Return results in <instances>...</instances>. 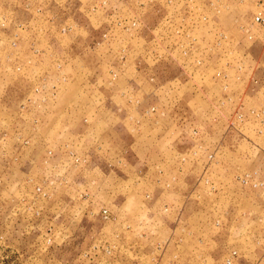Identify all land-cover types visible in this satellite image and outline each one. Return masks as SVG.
I'll return each instance as SVG.
<instances>
[{
    "label": "rangeland",
    "instance_id": "1",
    "mask_svg": "<svg viewBox=\"0 0 264 264\" xmlns=\"http://www.w3.org/2000/svg\"><path fill=\"white\" fill-rule=\"evenodd\" d=\"M75 56L102 68L87 74L93 92L96 74L115 80L129 64L155 82L154 69L176 61L184 69L173 77L178 83L191 80L192 65L211 64L208 106L214 119L225 112L216 120L226 118L231 152L226 159L220 146L208 154L199 145L198 198L172 197L166 190L173 185L158 177L156 188L140 180L128 194L136 181H126V168L98 166L77 145L66 149L62 130L44 134L52 128L48 108L57 113L66 100V66ZM261 80L264 0H0V264H179L174 252L185 264H264ZM249 81L254 88L245 99L240 88ZM180 160L196 162L193 155ZM152 207L193 208L190 223L204 228L190 232L186 248L172 246L184 232L142 215ZM173 216V223L188 222Z\"/></svg>",
    "mask_w": 264,
    "mask_h": 264
},
{
    "label": "crops",
    "instance_id": "2",
    "mask_svg": "<svg viewBox=\"0 0 264 264\" xmlns=\"http://www.w3.org/2000/svg\"><path fill=\"white\" fill-rule=\"evenodd\" d=\"M163 51L165 55L170 53L167 50ZM194 55L191 53V56ZM76 63L81 64L77 69ZM69 64L66 69H70V78H67L66 91L63 92L66 100L59 101L64 103L57 112L62 117V128L58 129L56 126L59 115L48 108L49 113L45 117L52 128L46 127L44 134L55 136V133L60 134L59 131L62 130L66 135V149H74L77 145L79 149L89 151L98 166L126 168L123 169L129 177L126 181H136L130 188L128 186V194H136L133 187L139 184L140 180L142 183L147 182L150 188H156L158 177L160 184L165 181L173 185L170 190H166L174 194L172 197L180 199L182 196L179 194H188L198 198L199 176L196 168L199 165L203 166L205 157L204 153L199 154V145L203 144L208 154L215 152L217 146H220L226 159L229 157V151L231 152V148L225 144L223 123L226 122V118L216 120L217 117L219 119L224 117L225 112L219 110L214 119V111L208 106L207 99L213 95L212 90L215 87L208 81L205 82L208 72L213 68L211 64L206 63L201 67L192 65L190 69L195 71L191 80L181 83L173 80L177 74L182 77L184 71L176 61L171 63L166 60L154 67L153 69L158 71L155 82H151L152 80L147 79L143 72L140 73L135 66L129 64L127 67L129 73L126 76L119 73L115 80L110 74L107 77L96 74L94 87L98 91L95 92L89 89L90 84L85 82L88 78L87 74L102 69L100 65L95 63L87 65L79 56L72 58ZM260 65L262 66L258 64ZM200 70L203 74L202 72L198 74ZM103 80L108 81L104 83ZM261 84H263L262 90L258 95L264 98V81L261 80ZM231 87H233L232 82ZM252 88H254L252 81L240 88L243 98H249ZM221 93L223 95L222 89ZM194 129L197 131L193 132ZM190 155L194 156L196 162L194 160L192 162L197 165L193 169H188L193 165L192 162L188 164V161L180 160L181 156ZM182 166H185L187 171H184ZM138 168L143 170L141 178L137 173ZM165 171L166 175L167 173L171 175L165 176ZM111 173L113 175V171ZM207 177L214 180L212 170ZM119 180L122 181L117 178V181ZM118 194L125 193L120 191ZM193 213V208L190 210L173 208L163 212L161 208L152 207L142 215L161 216L158 221L164 230H174L178 233L183 231V234L174 235L171 242H168V239L167 242L172 246L183 245L186 248L191 244L189 236L193 234L190 232L204 228L203 224L190 223ZM195 213L198 214V211L196 210ZM210 213L211 211H207L200 215ZM177 214L189 216L186 217L188 222L173 223L176 219L173 215ZM137 229L138 226L132 228V232ZM152 229V226L147 228L148 231ZM213 238L214 235L210 234L208 241H213ZM176 253L172 255V261L185 264L186 259L182 260L184 256L182 253L180 260H174Z\"/></svg>",
    "mask_w": 264,
    "mask_h": 264
},
{
    "label": "built area",
    "instance_id": "3",
    "mask_svg": "<svg viewBox=\"0 0 264 264\" xmlns=\"http://www.w3.org/2000/svg\"><path fill=\"white\" fill-rule=\"evenodd\" d=\"M255 19H256V21H258V22H259V21H261V20H262V16H259V15H258V16H256V18H255Z\"/></svg>",
    "mask_w": 264,
    "mask_h": 264
}]
</instances>
